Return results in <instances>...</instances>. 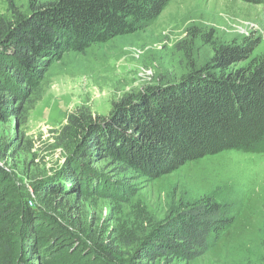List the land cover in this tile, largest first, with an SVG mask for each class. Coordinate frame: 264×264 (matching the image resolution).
Here are the masks:
<instances>
[{
	"label": "trees",
	"instance_id": "obj_1",
	"mask_svg": "<svg viewBox=\"0 0 264 264\" xmlns=\"http://www.w3.org/2000/svg\"><path fill=\"white\" fill-rule=\"evenodd\" d=\"M169 1L28 0L22 9L7 0L0 17V121L27 115L49 68L65 53L141 30ZM208 42L212 55L202 66L128 93L107 117L85 106L69 114L61 128L69 161L59 180L30 191L0 167V264H35L36 257L38 264H81L89 257L78 249L88 238L67 198L98 179L75 162L106 158L124 178H156L222 151H264V52L251 56L258 40ZM233 221L224 203L199 197L155 223L122 264H190ZM97 246L100 260L119 257L111 243Z\"/></svg>",
	"mask_w": 264,
	"mask_h": 264
},
{
	"label": "rangeland",
	"instance_id": "obj_2",
	"mask_svg": "<svg viewBox=\"0 0 264 264\" xmlns=\"http://www.w3.org/2000/svg\"><path fill=\"white\" fill-rule=\"evenodd\" d=\"M14 3L25 9L28 0ZM7 4L0 0V17L7 14ZM210 38L255 39L251 56L263 53L264 0H170L143 29L94 44L84 53H65L49 68L27 115L0 121V167L30 191L59 180L69 161L67 139L61 135L69 114L85 106L92 115L107 117L128 93L178 80L212 55ZM97 159L75 162L98 180L81 196L71 193L67 198L78 208L88 238L78 248L89 255L81 264L129 261L155 223L202 196L224 203L234 221L190 264H264V151L226 150L156 178H124L110 160ZM109 243L118 248L119 257L100 260L104 251L97 245Z\"/></svg>",
	"mask_w": 264,
	"mask_h": 264
}]
</instances>
